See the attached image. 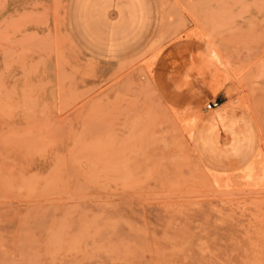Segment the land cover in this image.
I'll list each match as a JSON object with an SVG mask.
<instances>
[{
  "label": "rangeland",
  "instance_id": "374dc122",
  "mask_svg": "<svg viewBox=\"0 0 264 264\" xmlns=\"http://www.w3.org/2000/svg\"><path fill=\"white\" fill-rule=\"evenodd\" d=\"M78 2L0 0V264H264V0Z\"/></svg>",
  "mask_w": 264,
  "mask_h": 264
},
{
  "label": "crops",
  "instance_id": "0c3cea01",
  "mask_svg": "<svg viewBox=\"0 0 264 264\" xmlns=\"http://www.w3.org/2000/svg\"><path fill=\"white\" fill-rule=\"evenodd\" d=\"M70 13H69V24H70V29L72 33L80 38H88V26L90 23V17L86 13L84 14L81 9L78 7V0H70ZM83 44H87L88 42L85 39ZM85 46V52H90L93 53L92 49H88V47ZM111 52H117L118 54L121 52L120 48L118 50H111V48H107V50L100 51V53L105 54V55H110ZM259 149V147H258ZM257 149V151H258ZM257 154V153H256ZM252 162V161H251ZM250 162V163H251Z\"/></svg>",
  "mask_w": 264,
  "mask_h": 264
},
{
  "label": "built area",
  "instance_id": "2783aa9c",
  "mask_svg": "<svg viewBox=\"0 0 264 264\" xmlns=\"http://www.w3.org/2000/svg\"><path fill=\"white\" fill-rule=\"evenodd\" d=\"M215 105H216V101H214V100L207 102V107L208 108H211L212 106H215Z\"/></svg>",
  "mask_w": 264,
  "mask_h": 264
}]
</instances>
